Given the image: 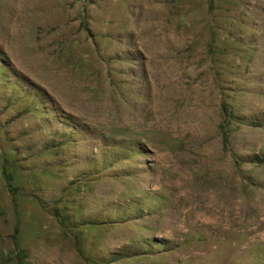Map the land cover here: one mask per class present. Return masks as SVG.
<instances>
[{"label": "rangeland", "instance_id": "rangeland-1", "mask_svg": "<svg viewBox=\"0 0 264 264\" xmlns=\"http://www.w3.org/2000/svg\"><path fill=\"white\" fill-rule=\"evenodd\" d=\"M0 264H264V0H0Z\"/></svg>", "mask_w": 264, "mask_h": 264}, {"label": "trees", "instance_id": "trees-1", "mask_svg": "<svg viewBox=\"0 0 264 264\" xmlns=\"http://www.w3.org/2000/svg\"><path fill=\"white\" fill-rule=\"evenodd\" d=\"M237 118L239 120H242L240 117H237ZM254 122L255 121L253 119H251L250 121H248V123L247 122H240V123L243 124V125H246V126H248V125L255 126ZM227 136H228L227 131H223V133H222V142H223L224 147L227 150H231V148L229 147V140H228ZM246 158H249V160H247V162H249L252 165H256L257 166L261 162L260 159H258V157L255 156V155H248Z\"/></svg>", "mask_w": 264, "mask_h": 264}]
</instances>
